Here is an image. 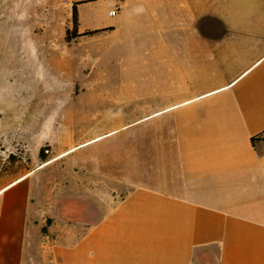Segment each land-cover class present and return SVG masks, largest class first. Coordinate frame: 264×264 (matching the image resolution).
Listing matches in <instances>:
<instances>
[{
  "label": "crops",
  "instance_id": "0c3cea01",
  "mask_svg": "<svg viewBox=\"0 0 264 264\" xmlns=\"http://www.w3.org/2000/svg\"><path fill=\"white\" fill-rule=\"evenodd\" d=\"M242 1V23H166L196 39L150 42L146 186L75 221L47 245L51 264H264V0ZM34 202L27 176L0 190V264H42Z\"/></svg>",
  "mask_w": 264,
  "mask_h": 264
},
{
  "label": "rangeland",
  "instance_id": "374dc122",
  "mask_svg": "<svg viewBox=\"0 0 264 264\" xmlns=\"http://www.w3.org/2000/svg\"><path fill=\"white\" fill-rule=\"evenodd\" d=\"M80 2V33L114 30L67 42ZM158 2L174 9L170 17L157 14L152 0H0V190L24 176L32 184L44 220L34 252L42 264H51L47 245L76 231L80 217L95 220L130 189L146 186L147 50L154 40L197 34L163 25L244 20L242 0Z\"/></svg>",
  "mask_w": 264,
  "mask_h": 264
},
{
  "label": "trees",
  "instance_id": "16d2710c",
  "mask_svg": "<svg viewBox=\"0 0 264 264\" xmlns=\"http://www.w3.org/2000/svg\"><path fill=\"white\" fill-rule=\"evenodd\" d=\"M86 2H80V3H74L73 7H72V23H73V27L70 31L66 32V41L67 42H71L72 40H76L78 38L81 37H87V36H94L97 34H101L103 32H107V31H113V27H109V28H105V29H95V30H88L85 31L83 33L79 32V11L77 6L84 4ZM256 140H264V137H262L261 135L254 137L252 139V141H256ZM42 160H44L43 156L41 157Z\"/></svg>",
  "mask_w": 264,
  "mask_h": 264
},
{
  "label": "built area",
  "instance_id": "2783aa9c",
  "mask_svg": "<svg viewBox=\"0 0 264 264\" xmlns=\"http://www.w3.org/2000/svg\"><path fill=\"white\" fill-rule=\"evenodd\" d=\"M119 10H120V5H119V3H117V4L115 5L114 9H113L112 12H111V15H112V16H116V15H118ZM46 152H47V151H46Z\"/></svg>",
  "mask_w": 264,
  "mask_h": 264
},
{
  "label": "bare ground",
  "instance_id": "6f19581e",
  "mask_svg": "<svg viewBox=\"0 0 264 264\" xmlns=\"http://www.w3.org/2000/svg\"><path fill=\"white\" fill-rule=\"evenodd\" d=\"M52 161H50V162H48V163H46L44 166H46V165H48L49 163H51Z\"/></svg>",
  "mask_w": 264,
  "mask_h": 264
}]
</instances>
